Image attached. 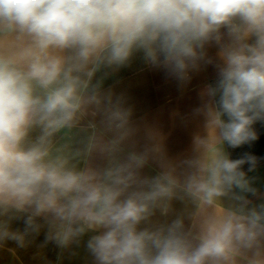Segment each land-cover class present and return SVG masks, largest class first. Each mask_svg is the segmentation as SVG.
Returning a JSON list of instances; mask_svg holds the SVG:
<instances>
[{
  "label": "clouds",
  "instance_id": "clouds-1",
  "mask_svg": "<svg viewBox=\"0 0 264 264\" xmlns=\"http://www.w3.org/2000/svg\"><path fill=\"white\" fill-rule=\"evenodd\" d=\"M136 57L181 84L215 67L195 109L220 145L210 156L173 161L150 129L139 145L125 97L105 87ZM257 122L264 0H0V247L46 229L61 250L87 236L91 264H264V203L243 170L257 157L224 148L256 141ZM85 127L82 151L53 152ZM189 199L230 206L194 233L174 208Z\"/></svg>",
  "mask_w": 264,
  "mask_h": 264
},
{
  "label": "crops",
  "instance_id": "crops-1",
  "mask_svg": "<svg viewBox=\"0 0 264 264\" xmlns=\"http://www.w3.org/2000/svg\"><path fill=\"white\" fill-rule=\"evenodd\" d=\"M216 48L209 49V55L215 56ZM191 80L181 84L166 70L146 65L140 57L133 59L131 64L120 69L105 82V87L112 88L117 94H123L126 107L132 109V119L140 128L137 136L139 145L144 141L145 129L156 134L162 143L167 156L173 161L198 160L210 156L214 148L220 147L216 136L209 126L204 113H196L205 99L202 92L206 85L216 79V69L208 65L198 72L191 73ZM258 139L251 144L239 148L224 145L231 159L242 158L246 153L257 157L255 170L248 171L245 164L243 170L251 180L252 186L258 189V194H247L248 199L255 204L264 203V122L254 125ZM88 134L87 128L65 130L54 138L53 152L62 150L72 156L82 151L84 140ZM198 139L206 140L205 145L196 143ZM72 162L81 166L84 163H95L94 159L78 157ZM157 166L150 163L144 169L145 174L154 175ZM230 206L228 199L208 203L202 199H189L184 203L174 202V208L181 212L186 224L197 233L212 218L221 215ZM13 228H23V222H14ZM46 229L38 235L30 237L29 244L24 248L8 241L0 247V264H91L85 243L87 236L79 247L73 245L61 250L54 243H45Z\"/></svg>",
  "mask_w": 264,
  "mask_h": 264
}]
</instances>
